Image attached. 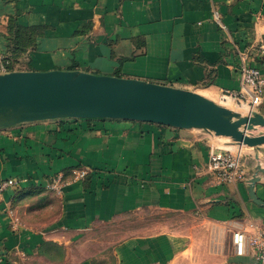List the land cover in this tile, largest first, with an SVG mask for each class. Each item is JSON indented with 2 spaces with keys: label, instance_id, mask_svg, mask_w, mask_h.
<instances>
[{
  "label": "crops",
  "instance_id": "crops-1",
  "mask_svg": "<svg viewBox=\"0 0 264 264\" xmlns=\"http://www.w3.org/2000/svg\"><path fill=\"white\" fill-rule=\"evenodd\" d=\"M12 24L38 32L22 70L137 78L214 100L241 88L239 51L264 41V0H0V61ZM249 63L264 68L259 56ZM255 111L264 115V103ZM202 131L110 118L1 128L0 180L25 181L0 198V264H252L233 233L264 228V205L249 195L258 175L264 201L261 162L243 164L247 180L214 182L212 135ZM59 173L62 192L48 186ZM134 214L128 234L112 229Z\"/></svg>",
  "mask_w": 264,
  "mask_h": 264
},
{
  "label": "water",
  "instance_id": "water-1",
  "mask_svg": "<svg viewBox=\"0 0 264 264\" xmlns=\"http://www.w3.org/2000/svg\"><path fill=\"white\" fill-rule=\"evenodd\" d=\"M61 118L151 122L225 136L239 147L264 144V130L258 128H264L262 113L243 114L189 89L78 69L0 74V129ZM260 172L264 173L261 165ZM258 180V175L249 180V195L264 205L255 191Z\"/></svg>",
  "mask_w": 264,
  "mask_h": 264
},
{
  "label": "built area",
  "instance_id": "built-area-1",
  "mask_svg": "<svg viewBox=\"0 0 264 264\" xmlns=\"http://www.w3.org/2000/svg\"><path fill=\"white\" fill-rule=\"evenodd\" d=\"M218 23L221 20L217 18ZM222 25V24H221ZM264 59V41L239 51V74L241 88L238 91L223 90L222 99H233L237 104H246L250 111H255L264 103V68L249 63L251 55ZM10 72L4 57L0 61V74ZM208 172L213 175L214 182L232 184L247 180V172L243 166L242 154L227 146L211 145L208 161ZM76 178H83L87 170H75ZM24 178L10 176L0 180V198L9 189L22 187ZM66 182L63 174H57L48 185L50 189L62 192ZM13 213V212H11ZM236 254L244 255L248 248L252 250L253 263L264 264V228L255 222L237 228L233 233Z\"/></svg>",
  "mask_w": 264,
  "mask_h": 264
},
{
  "label": "rangeland",
  "instance_id": "rangeland-1",
  "mask_svg": "<svg viewBox=\"0 0 264 264\" xmlns=\"http://www.w3.org/2000/svg\"><path fill=\"white\" fill-rule=\"evenodd\" d=\"M17 62H21V59H17ZM228 99H230V98H228ZM214 100L216 102H218V103H221V104L225 105V106H229V105H233L234 104L236 108H240L241 107V106H238L237 103L236 104L233 103L231 100H227L226 101V99H222L220 96H214ZM239 105H241V104H239ZM202 132H205L206 134H209V132H206V131H202ZM211 135H212V137H210V138H211L212 143L214 145L227 146L229 148L235 147L234 149L231 148L232 150H235V151H240V148H242V150H243L241 152V154H242V162H243V164H245V166H248V165L249 166H251V165L254 166V165H256V164H258L260 162H261L260 165L263 166L264 157H262V159H261L260 156L257 155V158H256V152H257L258 148L248 149L249 147H245V146L244 147L231 146L230 143H229L231 139L226 140L225 138H223L221 136H216L213 133H211ZM246 150H250V152L247 151V152H249V154H248L249 156L245 155L246 154ZM147 216H148V218L151 221L156 222L153 219H159L162 216H166V215L163 214V213H149V214H147ZM137 219H140V215L134 214L132 216H128V217L122 218L118 222L114 223V225H112V229L117 231L118 234H120L122 236L126 235V234H128V228L134 226L136 224L135 220H137ZM136 226H139V225H136ZM132 230H133V227L131 228V231Z\"/></svg>",
  "mask_w": 264,
  "mask_h": 264
},
{
  "label": "trees",
  "instance_id": "trees-1",
  "mask_svg": "<svg viewBox=\"0 0 264 264\" xmlns=\"http://www.w3.org/2000/svg\"><path fill=\"white\" fill-rule=\"evenodd\" d=\"M38 32L28 29L25 26L12 24L9 32V52L4 56L10 71H22L25 65L21 57L28 51V48L34 45L35 37ZM21 59V62H17ZM91 120V119H85Z\"/></svg>",
  "mask_w": 264,
  "mask_h": 264
},
{
  "label": "bare ground",
  "instance_id": "bare-ground-1",
  "mask_svg": "<svg viewBox=\"0 0 264 264\" xmlns=\"http://www.w3.org/2000/svg\"><path fill=\"white\" fill-rule=\"evenodd\" d=\"M227 100H231L233 103H235V104H236V102H234V100H233V99H226V101H227ZM220 104H221V103H220ZM222 105H223V104H222ZM224 106H225V105H224ZM238 106H241V107H242V106H245V107H246V111L248 112V109H249V108H248V106H247L246 104H243V105H239V104H238ZM221 137H223V138H225V139L229 140V138H228V137H225V136H221ZM231 146H236V147H239V146H237V145H231ZM231 148H233V149H234L235 147H231Z\"/></svg>",
  "mask_w": 264,
  "mask_h": 264
}]
</instances>
